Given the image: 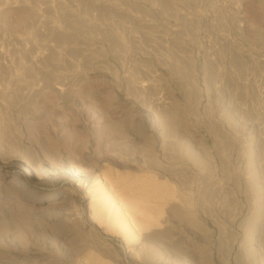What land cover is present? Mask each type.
<instances>
[{
    "label": "rangeland",
    "instance_id": "374dc122",
    "mask_svg": "<svg viewBox=\"0 0 264 264\" xmlns=\"http://www.w3.org/2000/svg\"><path fill=\"white\" fill-rule=\"evenodd\" d=\"M19 242L39 248L11 262ZM1 244L0 264H264V0H0Z\"/></svg>",
    "mask_w": 264,
    "mask_h": 264
},
{
    "label": "bare ground",
    "instance_id": "6f19581e",
    "mask_svg": "<svg viewBox=\"0 0 264 264\" xmlns=\"http://www.w3.org/2000/svg\"><path fill=\"white\" fill-rule=\"evenodd\" d=\"M20 46L22 47V49H26V47H25V45L23 44V43H20ZM33 45L31 44L30 45V47H31V49L28 51V54L26 55L25 53V57L26 58H29L30 59V62H36L37 61V59L38 58H40V56H38L37 54L36 55H33L32 57H31V53H33V47H32ZM29 47V48H30ZM18 52H23V50H19ZM63 85L61 84L60 85V83L58 82V84L56 83L55 84V87H54V90L56 91V94H60L62 91H63V87H62ZM198 161V162H197ZM196 161V163H198V165L200 166V167H204V164L202 163V161H200V160H197ZM157 164H156V162L154 161V160H152V159H150L149 160V162L147 163V168H149V169H157ZM30 171V175L34 178V180L35 181H38L39 180V178H40V175H39V171H38V169L36 168V165H35V163H32V166H31V169L29 170ZM73 173L74 174V177H72V179H74V183H76V186L78 187H80V186H82L83 185V183H84V181L86 180V175H84L83 173H84V171H82V170H79L77 167H70L69 168V173ZM251 174H253V172H251ZM251 177H254L253 175H251ZM141 183V186H140V190L142 189V188H144L145 187V190H144V193H147L148 192V194H151V193H155V189L157 188L156 186H155V184H153V185H151V184H148L147 182H145V181H142V180H138V185ZM145 183H146V185H145ZM140 192H137L136 194H134L133 196H131V197H127L128 198V200H127V204H126V207H128V208H132V209H140L141 211H143V212H146V211H148L149 209H151L150 207H152V203H149V204H147V202L144 200V199H138L139 197H140ZM170 196H162V195H158L157 196V200L158 201H162L163 199H166V198H169ZM70 198H71V196H70ZM103 199L106 201V200H108L109 199V197H108V195H104V197H103ZM35 201H37V200H35ZM156 206V204H154V207ZM156 209H157V211H160V208L158 207V206H156ZM168 209H169V211L170 212H172V205H169V207H168ZM65 214V213H64ZM135 220H136V226H142V227H144V226H146L147 225V223H148V221H147V218L146 219H142V220H140V219H137L136 217L134 218ZM20 236V235H19ZM18 236V237H19ZM21 241V240H20ZM145 241H146V239L144 238V237H142V241H141V243L139 244V248L140 249H142L144 246H145ZM20 244H18V249H20L21 251H19V252H15V251H13V249L12 250H10V256H11V258L9 259L11 262L13 261V260H16V259H22V260H24L25 258H30V257H32V256H34L35 254V252H34V250L35 249H37V248H39V246H36V245H34V246H32L31 244L30 245H28V243H26V242H19ZM0 247H2V244H1V246ZM5 248V247H4ZM23 251H24V253H23ZM143 255V254H142ZM145 255V254H144ZM144 261L147 263V262H150V258L149 257H147V256H145L144 258ZM9 261V262H10ZM35 264H37L36 262H35Z\"/></svg>",
    "mask_w": 264,
    "mask_h": 264
}]
</instances>
